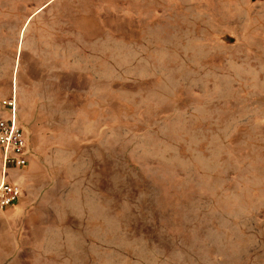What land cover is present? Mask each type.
Listing matches in <instances>:
<instances>
[{
	"label": "rangeland",
	"instance_id": "rangeland-1",
	"mask_svg": "<svg viewBox=\"0 0 264 264\" xmlns=\"http://www.w3.org/2000/svg\"><path fill=\"white\" fill-rule=\"evenodd\" d=\"M11 99L0 264H264V0H0Z\"/></svg>",
	"mask_w": 264,
	"mask_h": 264
},
{
	"label": "built area",
	"instance_id": "built-area-1",
	"mask_svg": "<svg viewBox=\"0 0 264 264\" xmlns=\"http://www.w3.org/2000/svg\"><path fill=\"white\" fill-rule=\"evenodd\" d=\"M10 110L9 117L0 116V150L3 161V172L7 168L24 167L29 162L28 144L22 128L16 121V102L6 101ZM21 196V189L5 179L0 183V207L16 202Z\"/></svg>",
	"mask_w": 264,
	"mask_h": 264
},
{
	"label": "crops",
	"instance_id": "crops-1",
	"mask_svg": "<svg viewBox=\"0 0 264 264\" xmlns=\"http://www.w3.org/2000/svg\"><path fill=\"white\" fill-rule=\"evenodd\" d=\"M8 177V173H6V174H4V177H3V179H5L6 180V178Z\"/></svg>",
	"mask_w": 264,
	"mask_h": 264
}]
</instances>
